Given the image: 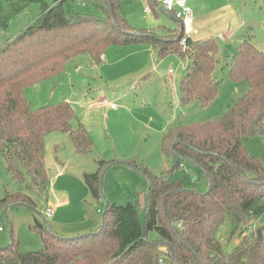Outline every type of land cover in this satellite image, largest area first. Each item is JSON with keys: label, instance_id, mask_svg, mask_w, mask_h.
Returning a JSON list of instances; mask_svg holds the SVG:
<instances>
[{"label": "trees", "instance_id": "16d2710c", "mask_svg": "<svg viewBox=\"0 0 264 264\" xmlns=\"http://www.w3.org/2000/svg\"><path fill=\"white\" fill-rule=\"evenodd\" d=\"M6 1L40 3L41 14L0 47V155L14 181L23 185L22 190L5 192L0 208L31 209L34 203L29 194L46 193L44 143L50 133L66 134L76 153L92 151L88 132L68 104L32 111L24 97L28 86L57 75L69 60L88 54L99 65L109 46L146 43L159 59L174 54L185 61L179 81L181 106L197 103L207 108L219 95L218 48L212 37H185L182 47L178 22V28L164 36L132 30L118 13L119 0H92L101 16H68L63 9L66 0H53L51 6L42 0ZM151 4L159 8L157 0ZM261 9L264 13V0ZM7 24L8 17L0 12V31ZM227 63V77L243 81V94L227 105L220 119L178 123L166 131L162 141L166 154L201 171L206 192L130 163L148 181L141 204L143 224L133 203L117 206L106 201L101 225L85 234L59 236L43 219L45 228L34 227L41 240L38 251H20L10 229L11 243L0 248V264H159V259L163 264H264V166L242 144L249 137L264 138V51L247 34ZM112 165L99 159L96 170L82 176L84 187L96 201L103 199V175ZM226 219L231 235L239 233L230 253L216 238ZM254 222H258L254 230L240 235ZM149 233H155L157 240H149Z\"/></svg>", "mask_w": 264, "mask_h": 264}, {"label": "rangeland", "instance_id": "374dc122", "mask_svg": "<svg viewBox=\"0 0 264 264\" xmlns=\"http://www.w3.org/2000/svg\"><path fill=\"white\" fill-rule=\"evenodd\" d=\"M51 6L53 0H42ZM154 0H119V15L130 29L154 31L160 36L178 28L170 14L153 6ZM209 1V0H206ZM214 1V0H210ZM239 13L247 20L246 30L258 50L264 51V13L262 0H231ZM65 13L101 16L102 11L92 0H66ZM0 12L8 17L7 27L0 31V47L15 39L41 14L40 3H23L0 0ZM245 34V35H247ZM218 48L215 76L221 81L218 97L207 108L197 103L181 106L179 81L185 73V61L174 54L159 59L153 47L146 43L125 46H109L101 64H95L90 55L81 54L69 60L57 75L38 81L24 90V97L32 111L43 107L68 104L78 123L88 132L93 148L84 155L74 151L68 136L53 132L44 143L46 168V193H31L34 208L26 206L0 208V248L11 243L10 229L17 248L22 252L38 251L40 236L34 227L45 228L43 215L52 204L58 209L60 202L68 199L82 211L89 198L82 181L84 173L96 170V161L114 162L103 175L102 210L106 204L122 206L128 202L138 207L143 224L142 200L148 188L146 178L133 169L147 168L153 175L166 176L172 181L198 192H206L207 184L201 171L193 165L166 154L162 147L163 136L173 125L203 123L220 119L227 105L241 96L245 90L243 81L234 82L227 77L228 59L237 44L231 39L224 42L214 36ZM77 123L73 122L75 126ZM246 152L255 156L264 166V138L249 137L242 140ZM180 162L179 166H175ZM23 185L14 181L0 155V199L5 192L22 190ZM90 210V209H89ZM79 213V212H78ZM48 221H46L47 224ZM48 226V224H47ZM245 230L240 233L243 235ZM231 226L224 220L216 238L230 253L239 233L231 235ZM149 233V240H157Z\"/></svg>", "mask_w": 264, "mask_h": 264}, {"label": "crops", "instance_id": "0c3cea01", "mask_svg": "<svg viewBox=\"0 0 264 264\" xmlns=\"http://www.w3.org/2000/svg\"><path fill=\"white\" fill-rule=\"evenodd\" d=\"M188 5L193 12L192 26L188 36L191 39L216 36L224 42L229 39L232 42L234 39V44H238L241 38L246 36L247 33L244 32L247 31V20L239 13L231 0H188ZM96 203L99 205L102 201H96L89 194V198L82 206V211L78 210L75 220L70 218L76 216V212L68 199L60 202L58 209L49 203L54 209V215L47 222L48 228L62 237H73L99 228L103 210L97 207ZM98 210L100 212H97Z\"/></svg>", "mask_w": 264, "mask_h": 264}, {"label": "built area", "instance_id": "2783aa9c", "mask_svg": "<svg viewBox=\"0 0 264 264\" xmlns=\"http://www.w3.org/2000/svg\"><path fill=\"white\" fill-rule=\"evenodd\" d=\"M158 6L164 12L171 14L173 19L180 24L181 31L183 33V37L180 41V45L184 47L185 45V37L189 36L192 20H193V12L190 6L188 5V0H157ZM97 212H100L99 210ZM54 215V209L51 205L47 207L45 213L43 215V219L45 221H49ZM264 220V218H263ZM258 222H254L252 226H248L245 228V231L254 230L256 228V224ZM264 227V221H263ZM3 229L0 225V232ZM159 264H163L162 259H159Z\"/></svg>", "mask_w": 264, "mask_h": 264}, {"label": "water", "instance_id": "95a60500", "mask_svg": "<svg viewBox=\"0 0 264 264\" xmlns=\"http://www.w3.org/2000/svg\"><path fill=\"white\" fill-rule=\"evenodd\" d=\"M179 164H180V162H177L175 166L177 167V166H179Z\"/></svg>", "mask_w": 264, "mask_h": 264}]
</instances>
